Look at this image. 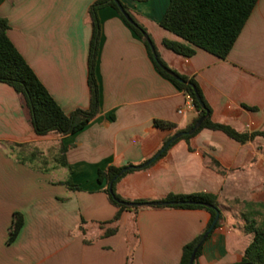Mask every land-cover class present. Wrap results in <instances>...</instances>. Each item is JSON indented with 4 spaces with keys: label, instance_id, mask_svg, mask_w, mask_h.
Returning a JSON list of instances; mask_svg holds the SVG:
<instances>
[{
    "label": "crops",
    "instance_id": "1",
    "mask_svg": "<svg viewBox=\"0 0 264 264\" xmlns=\"http://www.w3.org/2000/svg\"><path fill=\"white\" fill-rule=\"evenodd\" d=\"M96 1L0 0L8 39L66 115L89 107L88 9ZM119 1L146 30L162 62L194 79L214 123L238 133L264 132V0L257 1L225 59L201 49L184 58L165 48V41L192 47L159 25L169 0ZM97 16L99 111L83 129L37 136L14 90L0 83V264H179L183 247L210 220L201 209L143 207L123 212L117 233L101 237L98 224L112 220L117 209L97 182L98 171L142 165L168 137L185 131L196 113L114 9L102 8ZM263 162V138L240 144L203 129L149 167L125 175L114 190L130 202L215 196L222 226L203 242L197 264H238L253 241L243 227L258 220L256 212L263 214ZM67 181L80 190L67 189ZM14 214L23 223L8 243Z\"/></svg>",
    "mask_w": 264,
    "mask_h": 264
},
{
    "label": "trees",
    "instance_id": "2",
    "mask_svg": "<svg viewBox=\"0 0 264 264\" xmlns=\"http://www.w3.org/2000/svg\"><path fill=\"white\" fill-rule=\"evenodd\" d=\"M131 1L146 2L147 0ZM257 1L258 0H169V5L159 25L164 30L181 38L192 47L167 41H165L163 45L165 48L184 58L192 57L195 54L196 49H201L219 59H225L231 51ZM119 3L124 12L131 18L133 22L132 24L124 18L117 5L112 0H98L88 9V16L92 27L87 65V82L90 93L89 107L88 109H76L69 115H66L61 110L33 73L32 69L15 49L7 37V30L9 29L7 21L0 18V83L7 85L14 90L19 98L23 110L25 111L27 121L37 136L42 137L53 134L63 137L74 134L83 129L98 114L99 92L94 73L99 39V21L97 13L102 8L110 7L119 14L125 24L143 41L158 72L164 78L169 80L178 90L190 98L196 117L194 118L192 124L185 129V131L189 130L195 121L204 118L200 127L194 134L190 136H183L174 141L160 156V158L163 157L166 152L178 141H189L203 129L220 131L230 139L240 144H244L252 140L255 136H259L264 139V132L261 131L253 134L238 133L228 126L214 123L211 120V110L205 102L194 79L175 73L162 62L146 30L131 17L127 7L120 1ZM147 40L154 49L156 60L153 58V54ZM165 70L170 71L179 80L168 74ZM196 95L199 96L202 105H200L197 101ZM154 125L162 130L174 129L173 126L161 122H155ZM178 132L179 131H176V133ZM172 136L168 137L164 141L163 145ZM65 152L66 148L61 147V166L63 167L66 166L63 158ZM211 165L215 169H219V165L213 160H211ZM128 167L132 166L129 165ZM124 168L126 167H108L107 169L98 171L97 173V182L99 184H105L103 191L106 194L109 203L117 209L112 220L98 224L99 228L103 230V234L101 236L102 238L111 237L117 233V225L123 212L130 211L137 213L141 209L136 207H126L123 203H144V201L130 202L124 200L115 193V184L121 178L127 174L138 171L137 169L131 168L113 181L116 175H118ZM112 181V189L111 192H109V184ZM64 185L70 191L80 190L78 186L73 185L70 181L65 182ZM165 201L194 202L202 205L182 204L151 208H174L186 210L201 209L210 214V220L204 232L183 247L179 264H188L194 249L201 242L204 234L212 224L216 211H220L219 203L217 198L210 194L170 196L165 199ZM247 206L251 207L252 205ZM261 210L263 211V214H260L259 212L255 213L258 220L253 218L250 221H246V224L243 227V232L245 234H253V241L245 250L243 258L238 264H264V207L260 206L259 211ZM222 222L223 216L219 212L218 221L208 238L215 230L222 226ZM22 223L21 215L14 214L8 243H11L15 239L22 227ZM202 246L203 244L197 249L193 264H197L198 258L201 255Z\"/></svg>",
    "mask_w": 264,
    "mask_h": 264
},
{
    "label": "water",
    "instance_id": "3",
    "mask_svg": "<svg viewBox=\"0 0 264 264\" xmlns=\"http://www.w3.org/2000/svg\"><path fill=\"white\" fill-rule=\"evenodd\" d=\"M118 7L119 11L121 12V14L124 16V18L129 22V23H133L131 18L129 17V15L127 13L124 12V10L122 9L120 3L118 0H112ZM147 39V38H146ZM150 49L152 51L153 54V58L156 60V56H155V52L153 47L151 46L150 42L147 40ZM168 74L172 75L173 77H175L177 80H179L176 76H174L170 71L165 70ZM197 101L199 102L200 105H202L201 100L199 98L198 95H196ZM204 120V118L198 119L197 121H195L193 123V125L191 126V128L189 130L186 131H181L178 132L176 134H174L162 147L161 149L148 161H146L145 163H143L142 165L139 166H132V167H126L124 168L118 175H116V177L113 179V181L115 179H117L118 177H120L122 174H124L127 170L134 168L137 170H142L145 169L147 167H149L151 164H153L158 158H160V156L168 149V147L177 139L183 137V136H190L192 134H194L196 132V130L200 127L202 121ZM113 181L109 184V192H111L112 189V184ZM182 204H190V205H202V204H198V203H194V202H170V201H157V202H144V203H123L124 206L126 207H136V208H143V207H165V206H173V205H182ZM219 218V211H216L215 213V217L213 219L212 224L210 225V227L208 228V230L206 231V233L204 234L201 242L198 244V246L194 249L190 259H189V263L188 264H193L194 259H195V255L197 252V249L203 244V242L207 239V237L209 236V234L212 232V230L214 229L217 221Z\"/></svg>",
    "mask_w": 264,
    "mask_h": 264
},
{
    "label": "built area",
    "instance_id": "4",
    "mask_svg": "<svg viewBox=\"0 0 264 264\" xmlns=\"http://www.w3.org/2000/svg\"><path fill=\"white\" fill-rule=\"evenodd\" d=\"M178 114H182V110H179V111H178ZM263 164H264V162H263Z\"/></svg>",
    "mask_w": 264,
    "mask_h": 264
}]
</instances>
